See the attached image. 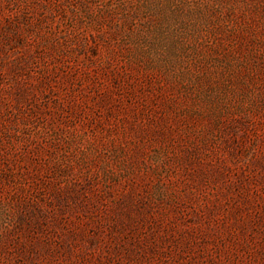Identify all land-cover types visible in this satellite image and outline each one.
<instances>
[{"label":"rangeland","instance_id":"obj_1","mask_svg":"<svg viewBox=\"0 0 264 264\" xmlns=\"http://www.w3.org/2000/svg\"><path fill=\"white\" fill-rule=\"evenodd\" d=\"M0 264H264V0H0Z\"/></svg>","mask_w":264,"mask_h":264}]
</instances>
